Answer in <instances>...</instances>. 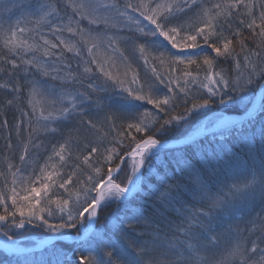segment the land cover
Masks as SVG:
<instances>
[{"label": "snow or ice", "instance_id": "1", "mask_svg": "<svg viewBox=\"0 0 264 264\" xmlns=\"http://www.w3.org/2000/svg\"><path fill=\"white\" fill-rule=\"evenodd\" d=\"M0 140V264H264V0H0Z\"/></svg>", "mask_w": 264, "mask_h": 264}, {"label": "trees", "instance_id": "2", "mask_svg": "<svg viewBox=\"0 0 264 264\" xmlns=\"http://www.w3.org/2000/svg\"><path fill=\"white\" fill-rule=\"evenodd\" d=\"M9 119H11V114H9ZM3 148V142H2V140H0V149H2ZM114 211V209H108V210H106L104 213H103V216L105 217V218H107L112 212ZM103 222V221H102Z\"/></svg>", "mask_w": 264, "mask_h": 264}]
</instances>
